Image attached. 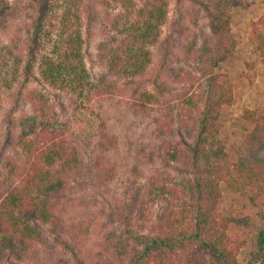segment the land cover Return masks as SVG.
Segmentation results:
<instances>
[{
	"label": "trees",
	"instance_id": "16d2710c",
	"mask_svg": "<svg viewBox=\"0 0 264 264\" xmlns=\"http://www.w3.org/2000/svg\"><path fill=\"white\" fill-rule=\"evenodd\" d=\"M25 1L28 68L39 60L43 81L74 97L80 107L122 92L123 84H143L153 62L152 48L161 42L168 23L171 3L97 0L115 9L106 14L108 23L101 30L96 61L104 71L95 76L86 61L84 0ZM184 1L190 4L189 24L195 29L181 43L180 63L172 71L181 91L170 101L145 88L134 103L137 110L147 111L153 105L165 110V121L158 129V136L166 142L165 168L147 174L133 217H119L120 228L96 243L99 251L87 264H242L241 244L229 234L234 220L218 212L223 184L235 191L250 187L252 200L264 202V110L246 112L252 128L237 162L231 161L221 139V118L235 96L230 74L219 69L235 56L231 9L242 0ZM11 6V0H0V19ZM250 26L252 42L264 58V14ZM15 48L0 45V110L4 85L10 88L13 83L5 77ZM29 102L31 111L20 119L15 142L23 161L8 158L0 171V264L32 260L48 238L60 245L51 244L53 261L68 264L69 254L73 264H86L80 253L90 239V224L69 221L61 213L73 184L85 174L79 136L69 135V126L60 121L42 90L30 91ZM174 123L180 129L179 139L173 136ZM105 139L102 155L94 162L102 185L119 175L108 157L114 144L103 147ZM259 243L260 255L250 264H264V225Z\"/></svg>",
	"mask_w": 264,
	"mask_h": 264
},
{
	"label": "rangeland",
	"instance_id": "374dc122",
	"mask_svg": "<svg viewBox=\"0 0 264 264\" xmlns=\"http://www.w3.org/2000/svg\"><path fill=\"white\" fill-rule=\"evenodd\" d=\"M170 2L168 23L163 28L161 42L152 48L153 62L143 84H123L122 92L100 97L85 107L76 106L74 97L71 99L68 94L52 89L43 81L39 60L28 68L27 2L11 0L8 14L0 19V45L16 47L14 60L7 68L5 77L13 80V83L10 88L4 85L2 94L0 171L4 170L8 158L22 160L23 155L15 144L20 133L19 122L31 111L30 91L42 90L49 96L60 121L69 126V135L73 132L78 135V144L83 148L86 160L84 177L73 184L63 201L61 213L69 221L90 224V239L80 253L86 264L90 263L89 257L96 258L99 251L96 243L112 229L120 228L117 226L119 217H133L137 203L144 194L147 174L154 170L162 172L166 165L163 159L166 142L158 136V129L165 121L162 116L165 110L154 105L147 111L137 110L134 103L137 93L145 88L170 101L173 94L181 91L182 85L174 80L172 71H176L180 63L181 43L191 37L190 31L195 28L189 24L190 4L182 0ZM81 8L83 34L87 43L86 61L93 74L100 76L104 69L96 61L97 46L102 39V27L108 23L106 14L113 12L115 7L108 3L101 5L97 0H84ZM231 14V34L237 40V50L234 58L219 71L229 73L234 84V103L221 118V139L226 144L231 161L235 163L243 152L245 138L252 128L246 112L264 110V58L250 36L251 22L264 14V0H242L239 6L231 9ZM56 15L59 13L56 12ZM20 56L22 62L17 65ZM15 70L19 71L18 74ZM174 124L173 136L179 139L176 133L180 129ZM105 136L108 139L104 140L103 147L110 142L114 144L108 157L119 175L117 180L102 185V181L96 178L94 162L102 155L101 141ZM169 172L178 175L174 169ZM252 195L250 187L235 191L223 184L218 204L219 214L234 220L229 234L241 244L239 260L242 264H250L260 255L259 234L264 225V202L256 204ZM53 243L60 246L55 239L48 238L37 248L32 260L7 264H65L63 261H53L50 253ZM71 256L68 254V264H73ZM57 257L63 256L57 253Z\"/></svg>",
	"mask_w": 264,
	"mask_h": 264
}]
</instances>
